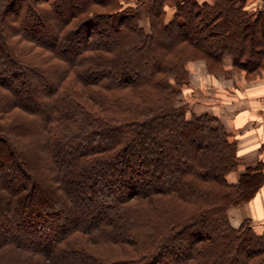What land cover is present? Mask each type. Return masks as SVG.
Wrapping results in <instances>:
<instances>
[{
    "label": "trees",
    "instance_id": "trees-1",
    "mask_svg": "<svg viewBox=\"0 0 264 264\" xmlns=\"http://www.w3.org/2000/svg\"><path fill=\"white\" fill-rule=\"evenodd\" d=\"M122 1L5 6L0 264H264V230L249 220L235 228L228 214L255 195L261 173L248 167L236 176L237 148L220 120L176 105L189 60L263 67L264 9ZM9 17L19 26H5ZM13 34L60 62L33 65ZM74 74L80 85L69 84ZM99 243L112 252L100 253Z\"/></svg>",
    "mask_w": 264,
    "mask_h": 264
},
{
    "label": "rangeland",
    "instance_id": "rangeland-1",
    "mask_svg": "<svg viewBox=\"0 0 264 264\" xmlns=\"http://www.w3.org/2000/svg\"><path fill=\"white\" fill-rule=\"evenodd\" d=\"M237 1L238 3L243 2L245 8L249 11L264 9V4L261 2V0H244V1L237 0ZM8 2L9 0H0V18ZM140 2L141 0L122 1L124 6L123 8H128V7L139 8L138 5L140 4ZM147 2L149 5L150 0H148ZM145 10L146 9L144 8V11ZM166 10H168L169 14H172L176 10L175 4H173V6L171 5L166 6ZM21 11H22L21 13L25 15L28 12L27 9H21ZM117 19L118 18L114 19V23L117 22ZM16 21L17 19L13 21L11 20V17H9V19L7 20V24L5 26H8L9 24L12 23L15 26H19L18 25L19 23H15ZM142 25L146 29H149L150 23L148 17H146L142 21ZM10 31H13V29H11ZM249 31L252 32L251 29ZM26 37L27 36L25 34L16 35V36L13 34L11 37V42L13 41L12 45L17 44L20 49L23 48L26 50L24 51L22 49V52L23 51L25 52L24 59L30 60V62H32V64L36 66L43 62L44 63L48 62V64H52L50 66H53V64H57L58 62H60L59 58L54 55L53 53L54 51H50L46 47L39 45L34 41L25 40ZM15 47L17 46L15 45ZM1 63L3 62L1 61ZM1 63L0 65L3 66V64ZM10 65L12 66L11 63H7L4 66H7L9 68ZM186 68L188 70V76L186 80L182 83V86L180 88L181 92L177 96L176 105L185 106L191 115L209 114L211 116L217 117L221 122L220 115H222V112H231V114H234L235 112L238 113V111H243L245 107L259 104V101L261 100L263 101L264 99V64L263 67L260 68L259 70L249 71L242 67H235L232 63V58L230 57H226L223 63L221 64L218 63L214 65L208 60L200 58V59L187 61ZM21 70L25 72L24 69ZM25 75L27 78V84L31 85L30 81L32 80L33 75L31 74L30 71L26 72ZM77 82L78 80L75 79V74H74L70 78L69 84H71V86H74V84H79ZM83 93H85V96H88L86 92ZM41 95L43 96V94ZM89 100L90 99L87 98V101ZM226 130L229 132L230 137L234 141L237 148L235 137L227 128ZM237 158H238V149H237ZM238 165H239V160H238ZM239 168L240 167L238 166L237 171H239ZM255 168L259 169L260 167L257 164ZM114 176L115 175L112 173L109 174L105 179L111 180ZM147 177L150 178L152 177V175L147 173ZM153 184L156 186L158 184V181L153 179ZM257 231L262 232L263 230L258 229ZM91 246H93V248H96L98 245L92 243ZM109 246H110L109 243L107 244L99 243L100 253L112 252ZM147 247L149 248L147 244H142L143 250L141 251H143L144 253L146 250H148ZM4 256H7V254L1 255V257ZM10 257H12V255L9 254V258ZM11 260H13V258Z\"/></svg>",
    "mask_w": 264,
    "mask_h": 264
},
{
    "label": "crops",
    "instance_id": "crops-1",
    "mask_svg": "<svg viewBox=\"0 0 264 264\" xmlns=\"http://www.w3.org/2000/svg\"><path fill=\"white\" fill-rule=\"evenodd\" d=\"M261 2L264 4V0ZM235 113L222 112L220 119L236 139L240 167L236 176L248 167L256 169L258 164L260 168L256 170L261 173L263 183L249 201L229 208V219L235 228L249 220L254 227L264 230V99Z\"/></svg>",
    "mask_w": 264,
    "mask_h": 264
}]
</instances>
